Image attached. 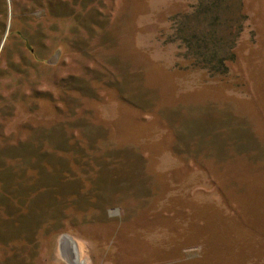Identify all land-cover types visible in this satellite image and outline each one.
Here are the masks:
<instances>
[{
	"label": "rangeland",
	"instance_id": "rangeland-1",
	"mask_svg": "<svg viewBox=\"0 0 264 264\" xmlns=\"http://www.w3.org/2000/svg\"><path fill=\"white\" fill-rule=\"evenodd\" d=\"M195 4L0 0V264L264 246V0H223V73L173 38Z\"/></svg>",
	"mask_w": 264,
	"mask_h": 264
},
{
	"label": "trees",
	"instance_id": "trees-1",
	"mask_svg": "<svg viewBox=\"0 0 264 264\" xmlns=\"http://www.w3.org/2000/svg\"><path fill=\"white\" fill-rule=\"evenodd\" d=\"M190 7V12L171 19L173 38L183 47L184 57L200 62L208 73H223V61L233 59L231 50L235 39V35L218 34L224 26L219 15L223 0H196Z\"/></svg>",
	"mask_w": 264,
	"mask_h": 264
},
{
	"label": "crops",
	"instance_id": "crops-1",
	"mask_svg": "<svg viewBox=\"0 0 264 264\" xmlns=\"http://www.w3.org/2000/svg\"><path fill=\"white\" fill-rule=\"evenodd\" d=\"M235 238L237 240H235L232 249L226 252L223 251L221 255V251L218 249V256L215 255L213 250L214 259H211L212 264H264V246L252 241L248 243L246 240H242V237L241 239L237 236ZM219 244L220 242L216 240L212 247L219 248L221 247Z\"/></svg>",
	"mask_w": 264,
	"mask_h": 264
},
{
	"label": "bare ground",
	"instance_id": "bare-ground-1",
	"mask_svg": "<svg viewBox=\"0 0 264 264\" xmlns=\"http://www.w3.org/2000/svg\"><path fill=\"white\" fill-rule=\"evenodd\" d=\"M72 240L69 238V237H64V245H63V247L65 246H67V244L69 245V247H70V249H71V247H72ZM64 253V256H65V258H66V260L68 261V262H70L71 264H76V262H77V256H76V253H73L71 250H69L70 252L68 253V252H66V248H65V250H64V248L63 249H61Z\"/></svg>",
	"mask_w": 264,
	"mask_h": 264
},
{
	"label": "water",
	"instance_id": "water-1",
	"mask_svg": "<svg viewBox=\"0 0 264 264\" xmlns=\"http://www.w3.org/2000/svg\"><path fill=\"white\" fill-rule=\"evenodd\" d=\"M54 61H55V57H54V58H52L50 62H54Z\"/></svg>",
	"mask_w": 264,
	"mask_h": 264
}]
</instances>
